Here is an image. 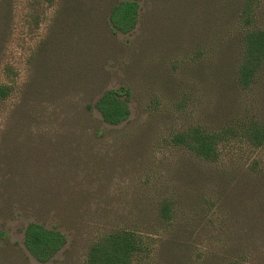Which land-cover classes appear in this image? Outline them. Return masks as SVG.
<instances>
[{
	"label": "rangeland",
	"instance_id": "obj_1",
	"mask_svg": "<svg viewBox=\"0 0 264 264\" xmlns=\"http://www.w3.org/2000/svg\"><path fill=\"white\" fill-rule=\"evenodd\" d=\"M119 1L0 0V264H81L118 227L144 243L131 264H264V143L241 131L264 134V62L237 83L244 0H130L127 32L108 22ZM250 11L264 30V0ZM119 88L128 115L109 124L94 104ZM227 126L215 161L171 139ZM29 222L65 238L45 262Z\"/></svg>",
	"mask_w": 264,
	"mask_h": 264
},
{
	"label": "trees",
	"instance_id": "obj_2",
	"mask_svg": "<svg viewBox=\"0 0 264 264\" xmlns=\"http://www.w3.org/2000/svg\"><path fill=\"white\" fill-rule=\"evenodd\" d=\"M251 3L252 0H244L242 9L238 13L240 28L235 78L242 86L248 85L264 62V30L254 20L250 11ZM136 9V3L130 0L112 4L108 10L110 27L120 32L130 30L135 22ZM6 94L7 86L0 85V99ZM127 98L126 89H110L101 94L94 107L103 121L116 124L128 115ZM241 131L242 136L251 144L258 146L264 143L263 131L257 125L243 126ZM235 134L236 130L231 126L217 132L194 127L172 135L171 139L175 144L190 151L193 156L206 161H215L219 157L218 145ZM158 212L162 219H168L171 214L170 202H160ZM22 242L30 255L39 262H45L64 244L65 238L56 229L29 222L24 227ZM143 249L144 243L142 245V238L136 231L123 227L113 228L98 235L89 244L81 264H131Z\"/></svg>",
	"mask_w": 264,
	"mask_h": 264
}]
</instances>
